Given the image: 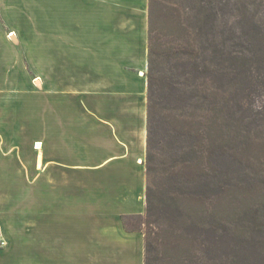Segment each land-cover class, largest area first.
<instances>
[{
  "label": "crops",
  "instance_id": "obj_1",
  "mask_svg": "<svg viewBox=\"0 0 264 264\" xmlns=\"http://www.w3.org/2000/svg\"><path fill=\"white\" fill-rule=\"evenodd\" d=\"M45 8V82L23 66L19 40L0 34L18 49L0 64V111L10 116L0 121V171H14L0 173V183L30 187L28 206L0 211V264H145V235L128 230L123 217L145 214L147 205L149 0H45ZM103 8L147 12L144 47L133 49L143 51L138 85L128 65L97 67L98 58L118 57L96 46L91 53L90 44L104 35L101 15L87 21L86 11ZM115 35L110 31L106 41L114 43ZM86 52L97 60L93 91L70 90L68 73L79 78L92 61ZM119 70L129 90L118 88ZM102 77L107 88H99Z\"/></svg>",
  "mask_w": 264,
  "mask_h": 264
},
{
  "label": "trees",
  "instance_id": "obj_2",
  "mask_svg": "<svg viewBox=\"0 0 264 264\" xmlns=\"http://www.w3.org/2000/svg\"><path fill=\"white\" fill-rule=\"evenodd\" d=\"M256 1L234 0L230 17L229 0H149L147 205L123 217L145 235V264H264V158L247 169L238 155L264 143ZM235 185L254 200L209 210Z\"/></svg>",
  "mask_w": 264,
  "mask_h": 264
},
{
  "label": "rangeland",
  "instance_id": "obj_3",
  "mask_svg": "<svg viewBox=\"0 0 264 264\" xmlns=\"http://www.w3.org/2000/svg\"><path fill=\"white\" fill-rule=\"evenodd\" d=\"M228 14L230 17H234L233 13L240 12V9L234 8V0H229L228 2ZM252 12L256 13V15H260L263 17L264 20V0L261 2L259 0L252 7ZM254 13V14H255ZM94 14L101 15V20H98L97 24L101 28L100 32L104 37L101 36V41L98 43H91V51L99 47L101 50H108L114 49L118 57L113 54V58L108 60L105 58L103 60L98 58V65L101 69H108L111 65L113 67H121V65H128L133 73H135L134 77V84L138 85L140 83V79L137 77L136 74L140 73L141 68H139V64L142 62L143 58V51L133 50L135 47L137 48L140 45L142 48V44H145L143 38L145 37L146 32V22L148 21L147 12L142 9H134V10H125V9H96L95 11L89 9L86 11V19L87 21H94ZM91 15V18L89 17ZM110 15L113 16L114 21H109ZM110 24H112V28L110 29ZM250 29L254 31H258L260 35L264 36V21H248ZM109 25V26H108ZM241 23L236 21L235 18H230L228 23V30L229 33V26L232 27L231 30H238ZM256 25H259L257 27ZM262 25V26H260ZM0 34H7V37L12 40L13 42L15 39L19 40L17 44L19 49L22 52V62L23 66L27 67L30 70L31 74H35V76L40 75L39 81L41 83L45 82V75H46V58H47V37H46V8H45V0H0ZM97 27V25H96ZM96 27H90L87 30V33L91 36L94 32L93 30ZM106 29V30H105ZM115 33V41L114 43L106 41L109 39V33ZM105 35L107 37H105ZM117 36V37H116ZM15 43V42H14ZM137 45V46H136ZM134 46V48L129 47ZM132 50V51H131ZM0 64L2 65L6 60L5 56L9 59L13 58L10 53L18 52V49L15 46L11 45L10 43L6 45L4 42V38L0 37ZM91 53H94L93 51ZM89 54L88 52L85 53L86 55L94 56L93 54ZM103 55L109 56V54L104 53ZM100 57V56H99ZM104 58V56H103ZM7 59L6 62H9ZM91 61V60H90ZM93 61V62H92ZM91 63L86 59L85 64L83 63V67L85 69L84 72L81 73L78 77H75L77 74H73V77L70 73L67 76L69 80V84L67 85L68 89L74 90H86V91H93V86L95 85L93 82V63H97L96 57L92 58ZM110 63V64H109ZM118 71V70H117ZM36 72V73H35ZM62 77V74H59ZM82 77L87 78V83L82 81ZM118 80L120 81V85L118 88L124 84L126 85L129 90V79L128 82L124 76V73L119 70L117 73ZM103 79V77H102ZM71 81V82H70ZM79 81V82H78ZM106 79H103L101 83L99 82V88L102 89L104 87L107 88L105 85ZM139 82V83H138ZM70 85V86H69ZM136 99V97H135ZM147 99H148V92H147ZM260 97L256 99V105L260 104ZM9 114V113H8ZM10 116L6 113H2L0 111V121L7 120ZM1 123V122H0ZM29 141L30 139L27 137L23 139L24 148H22V156L23 159L26 161H22L26 166L30 161V153H29ZM26 153V154H25ZM25 154V155H24ZM242 157L244 163L239 165L241 168H257L256 161L257 159L264 158V143H257L252 145L249 148L239 151L238 155ZM8 164V163H7ZM10 165V164H8ZM28 168V166H27ZM22 170V173L29 172V170ZM240 168V169H241ZM235 172V177H237L236 172H239V169H233ZM14 171H9V169L1 170L0 173H13ZM19 172V171H18ZM28 174V173H27ZM12 184L4 185L0 183V211L1 210H14V209H22L29 204V185H20L13 184L14 181H10ZM24 183V182H23ZM242 186H232L231 189H228L225 192L219 194L216 200L209 201V210H217L218 212H231L235 209L236 205L242 203L244 199L248 201L254 200L253 196L257 193V189L253 188L254 186L244 185ZM247 189H250L246 192ZM236 196V197H235ZM144 226V225H143ZM0 242L3 243V239L1 238L0 233ZM169 246L165 244V247ZM164 247V248H165ZM169 249V247H167ZM167 250V249H166Z\"/></svg>",
  "mask_w": 264,
  "mask_h": 264
}]
</instances>
